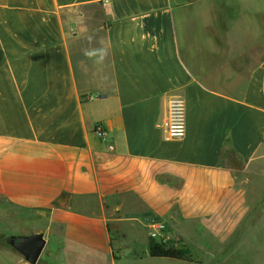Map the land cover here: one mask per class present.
<instances>
[{
    "label": "crops",
    "instance_id": "1",
    "mask_svg": "<svg viewBox=\"0 0 264 264\" xmlns=\"http://www.w3.org/2000/svg\"><path fill=\"white\" fill-rule=\"evenodd\" d=\"M263 136L264 0H0V264L36 233L37 264H150L154 210L205 202Z\"/></svg>",
    "mask_w": 264,
    "mask_h": 264
},
{
    "label": "rangeland",
    "instance_id": "2",
    "mask_svg": "<svg viewBox=\"0 0 264 264\" xmlns=\"http://www.w3.org/2000/svg\"><path fill=\"white\" fill-rule=\"evenodd\" d=\"M10 150L0 148V154ZM221 175L224 177L216 183L205 177L200 180L202 188L210 191L205 202L189 201L185 210L167 211L161 206L155 209L147 221L148 231L143 229L148 242L186 247L194 256V264H264V158ZM5 241L0 234V245ZM136 245L129 246L134 253L145 252L144 247L134 248ZM150 262L187 264L153 259Z\"/></svg>",
    "mask_w": 264,
    "mask_h": 264
},
{
    "label": "built area",
    "instance_id": "3",
    "mask_svg": "<svg viewBox=\"0 0 264 264\" xmlns=\"http://www.w3.org/2000/svg\"><path fill=\"white\" fill-rule=\"evenodd\" d=\"M165 140H182L187 134V108L186 101L181 96L170 98L164 120ZM264 141V136H263Z\"/></svg>",
    "mask_w": 264,
    "mask_h": 264
},
{
    "label": "water",
    "instance_id": "4",
    "mask_svg": "<svg viewBox=\"0 0 264 264\" xmlns=\"http://www.w3.org/2000/svg\"><path fill=\"white\" fill-rule=\"evenodd\" d=\"M8 244L19 252L29 264H37L46 246L43 233L11 237Z\"/></svg>",
    "mask_w": 264,
    "mask_h": 264
},
{
    "label": "trees",
    "instance_id": "5",
    "mask_svg": "<svg viewBox=\"0 0 264 264\" xmlns=\"http://www.w3.org/2000/svg\"><path fill=\"white\" fill-rule=\"evenodd\" d=\"M8 242V241H7ZM149 255L153 259H165L170 261H179L185 263H196L192 252L186 248H177L165 243L154 244L149 251Z\"/></svg>",
    "mask_w": 264,
    "mask_h": 264
},
{
    "label": "clouds",
    "instance_id": "6",
    "mask_svg": "<svg viewBox=\"0 0 264 264\" xmlns=\"http://www.w3.org/2000/svg\"><path fill=\"white\" fill-rule=\"evenodd\" d=\"M85 55H87V56H89L91 58L93 54L90 53V52H86Z\"/></svg>",
    "mask_w": 264,
    "mask_h": 264
}]
</instances>
